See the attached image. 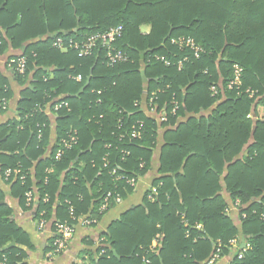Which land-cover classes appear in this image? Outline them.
Here are the masks:
<instances>
[{"label":"trees","instance_id":"1","mask_svg":"<svg viewBox=\"0 0 264 264\" xmlns=\"http://www.w3.org/2000/svg\"><path fill=\"white\" fill-rule=\"evenodd\" d=\"M120 25L125 62L109 65L101 45L83 57L54 46L59 37L81 40ZM0 29L1 56L9 47L29 59L25 75L13 70L25 99L0 127V175L22 208L46 219L45 254L55 249L58 222L99 223L118 205L101 211L109 192L133 193L118 176L141 178L158 153L154 199L114 221L84 252L89 264H206L218 249L228 255L234 239L246 247L230 264H264V0H0ZM181 36L204 51L197 57L172 42ZM234 64L243 68L239 89L228 87ZM6 81L0 107L13 95ZM59 104L70 110H55ZM75 133L76 144L57 159L62 139ZM7 197L0 188V264H28L34 245L12 221Z\"/></svg>","mask_w":264,"mask_h":264},{"label":"crops","instance_id":"2","mask_svg":"<svg viewBox=\"0 0 264 264\" xmlns=\"http://www.w3.org/2000/svg\"><path fill=\"white\" fill-rule=\"evenodd\" d=\"M142 32L149 33L151 30V25L149 23H144L141 27ZM73 31H77L74 29ZM69 32H72L70 30ZM21 49L7 48L2 54V61L0 62V79L7 80L13 95L9 101L8 108L6 111H1L0 109V127L9 124L14 118L19 115V102L24 100L23 88L17 79V74L5 64V61L15 55L21 54ZM28 85V84H27ZM144 107H146V103ZM51 127L55 131V120L52 119ZM158 153H156L153 160L152 166L148 172L142 176L137 186L134 188L133 193H131L126 199H123L121 203L113 206L103 215L102 219L99 221L95 227L83 226L80 222L74 226V233L67 241V247L62 254L57 256L55 259H51L48 254L44 253V249L48 246L49 238L51 236V230L49 227L41 230L38 227V219L35 218V211L24 209L20 206L18 198H12L9 195L10 187L2 179L0 175V188L8 193L7 200L14 209L13 215L11 217L12 221L17 223L20 228L28 233L30 239L33 243V249L29 250L28 264H89L90 258L87 254H84L86 250L96 248L99 241L102 240L101 235L107 232L108 227L116 220H118L122 214L129 210L134 209L137 206H146V200H153V182L159 176V162ZM1 174V165H0ZM235 205L230 206L227 212H231L235 209ZM234 212V211H233ZM234 218H238L237 215L232 213ZM201 228V225H199ZM100 239V240H99ZM92 241L93 244L89 242ZM14 242V241H13ZM11 242V243H13ZM15 245V242H14ZM13 245V246H14ZM158 246V241H154L151 245L152 248L156 249ZM241 247H246L243 242L242 245H233L230 249V253L226 256L220 258L216 264H230L234 256L239 252ZM116 252V253H115ZM115 255L118 257L117 251H114ZM207 264V263H206Z\"/></svg>","mask_w":264,"mask_h":264},{"label":"built area","instance_id":"3","mask_svg":"<svg viewBox=\"0 0 264 264\" xmlns=\"http://www.w3.org/2000/svg\"><path fill=\"white\" fill-rule=\"evenodd\" d=\"M122 31H123V27L122 25L111 28L108 31L102 32V33H96L93 34L89 37H86L84 39L81 40H77L74 38H68V39H64L62 37H59L55 40L54 42V46L60 50L66 51L69 49H75L79 56L83 57V56H88L91 55L94 51L95 48L98 47V45H101L103 48H105L106 50V56L108 59V64L109 65H115L117 63L120 62H125L128 60V55L127 53H125L124 51H122L121 49L117 48L116 46V42L118 41V39L122 36ZM172 42L176 45H178L181 48H190L194 51L195 55L198 57L204 50L203 48L198 45L196 43V41L193 38L190 37H177V38H173ZM4 43V34L3 31L0 29V49L2 47ZM161 60H164L166 63H168V61H166L163 57L160 58ZM2 61V56L0 53V62ZM5 64L8 68L14 70L17 74L19 75H25L28 71V67H29V59L27 56L25 55H20V56H13L8 58L5 61ZM182 63H180L181 65ZM242 77H243V68L241 65L239 64H234L233 65V77L230 80L228 87L230 89H239L240 86L242 85ZM81 75L77 76V80H81ZM211 91L213 93V95L218 93V90L216 88V86H212L211 87ZM247 92L250 93L251 96L254 95V91L251 89H248ZM156 97V94L153 93L151 100H150V105H151V111L154 114H158L155 110H156V103L154 98ZM8 104L9 101L7 98H3L2 99V104L0 109L2 110H6L8 108ZM173 104V109H172V113L175 114L178 110V101L174 100L172 102ZM63 106H66L68 110H70V107L68 104H59L55 107V110H60ZM168 113L166 111H162L159 112V116L161 118V120L166 121L168 118ZM142 123L140 122V125L138 126V128H134L133 132H132V136L133 137H140L141 136V127H142ZM42 131H40L39 133V137H41ZM77 142V137H76V133L70 135L68 138L66 139H62V146L60 148H58L57 152H56V158H60L62 153H63V149L64 148H71L74 144H76ZM18 174L20 172V170L16 171ZM115 173V170H114ZM12 175V171L8 170L6 171V179H8L10 176ZM22 179L25 178V176H21ZM125 178L126 182L129 183L132 187H136L137 183L139 181L140 178H136V177H129V176H118V179H123ZM153 193L157 192V187H153L152 189ZM33 192H28L27 193V199L28 202H31L33 200ZM45 200H48L47 198ZM112 200H114L116 203H121L123 201V197L120 194H113L112 192H109L104 200V203L101 206V211L105 212L109 206V204H112ZM244 217L246 216V214L243 215ZM80 223L83 226H92L93 224H97L98 223V219L97 218H92V217H81L79 218ZM47 226V221L45 218H40L38 220V227L41 230H44ZM57 227V231L59 233V238H57V240L55 241V249L53 252L49 253L48 256L50 258H54L59 256L60 254H62L64 252V250L67 247V241L68 239L73 235L74 233V226L71 225L68 222H58L56 224ZM200 228V226H198ZM232 245H237V241L234 239L231 241ZM248 246V245H247ZM240 257L243 256V254H239ZM220 259V249L217 250V252H215L213 254V256L208 260L207 264H216V262Z\"/></svg>","mask_w":264,"mask_h":264},{"label":"water","instance_id":"4","mask_svg":"<svg viewBox=\"0 0 264 264\" xmlns=\"http://www.w3.org/2000/svg\"><path fill=\"white\" fill-rule=\"evenodd\" d=\"M14 245V242L13 243H11L7 248H10V247H12ZM116 253V252H115Z\"/></svg>","mask_w":264,"mask_h":264}]
</instances>
